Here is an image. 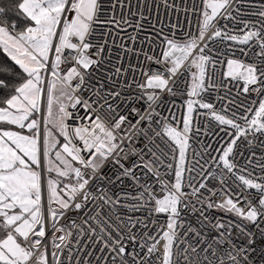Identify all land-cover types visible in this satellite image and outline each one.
Returning a JSON list of instances; mask_svg holds the SVG:
<instances>
[{
    "label": "snow or ice",
    "instance_id": "1",
    "mask_svg": "<svg viewBox=\"0 0 264 264\" xmlns=\"http://www.w3.org/2000/svg\"><path fill=\"white\" fill-rule=\"evenodd\" d=\"M232 3L193 0L185 11L196 17L195 34H161L160 53H143L145 65L157 66L151 72L117 67L92 84L105 49L91 37L100 25L128 20L105 18L102 0H0V50L11 61L0 63V264H264V249L252 255L256 232L264 237V160L254 164L255 151L238 160L242 144L264 148V5L235 31L220 24L237 22ZM229 85L239 86L231 99ZM182 86L187 116L178 129L160 108ZM213 91L219 107L208 98ZM241 94L247 106L237 102ZM77 106L85 116L70 111ZM198 109L213 122L205 135L219 128L229 139L216 156L211 145L193 151L189 167ZM141 137L147 143L137 147ZM125 178L134 196L109 189ZM122 208L145 215L122 216ZM70 210H83L80 223H61Z\"/></svg>",
    "mask_w": 264,
    "mask_h": 264
},
{
    "label": "built area",
    "instance_id": "2",
    "mask_svg": "<svg viewBox=\"0 0 264 264\" xmlns=\"http://www.w3.org/2000/svg\"><path fill=\"white\" fill-rule=\"evenodd\" d=\"M200 2L201 0H196L197 4H200ZM102 3L105 9V18H110L114 12L118 20L120 17H124L130 23L122 24L119 28L111 24L100 25L98 26L96 34L91 37L94 44L101 45L105 49L104 53L99 57V59L103 60V63L95 72V78L91 81L92 84H96L97 80H104L106 76L113 75L117 67H121L122 70L131 71L129 65H132L137 68L138 73L141 68L146 67L147 70L151 72L152 69L157 66L151 62H148L145 65L144 62L146 58L143 53H148L149 55H158L160 53L161 34L170 36L171 34L176 33L178 36H185L189 31L193 34L196 32L197 21L195 15L191 11H185V9L191 8L193 0H167L168 6H165L164 0H102ZM113 4H116L115 9L112 7ZM261 5H264V0H233L232 7L229 11L237 17V22L234 23L231 20H221L220 24L223 25L224 23H227L230 29L238 31L243 26L238 22L239 20L256 21L258 19L256 16L250 15V13L258 11ZM235 9H239V14L234 11ZM137 23L141 25L140 28L136 27ZM132 36L136 37L135 41L130 39ZM215 43V41L212 42V44ZM209 46L211 47L212 45L210 44ZM217 47H222V45H217ZM238 47L243 46H237V48ZM125 49H131L133 51L126 53L124 51ZM252 51H255V49H252ZM90 52H96V47H93ZM134 52H138L140 55L137 57L133 54ZM65 55H68L67 51L65 52ZM230 55V51L225 50V56L230 57ZM235 56L241 57V53L237 50L235 51ZM69 59V64L72 66L73 62H71V58ZM137 79H142V77L138 74ZM73 83H75V81H73ZM229 87H232V85H229ZM238 87L239 86L232 87L229 96L230 99L236 97ZM183 91L184 87L182 86L180 92L176 95L165 94L162 97L163 104L160 108L161 115L170 119L178 129H182L183 120L186 118L187 113V106L183 99L186 95L180 94ZM221 94L223 93L221 92ZM85 95H87V93H85ZM216 95L217 93L213 91L209 94L208 98L216 102L217 107H219L220 102L216 101ZM237 102L243 103L245 106L249 103V101L245 99L244 94H241ZM70 111H78L79 116H85V111L80 109L79 106H77V109H70ZM205 111L206 110L198 109L197 113L193 114L192 135L195 139L190 141L192 147L189 149L188 153L190 158L189 167L195 163V160L191 158L193 151L199 153L205 145H211L209 151L212 156H216L219 154L224 141L229 139L219 128H212L211 134H204L205 125L207 124L211 128V124L213 123L210 117L198 115V113ZM69 123H72V121H69ZM75 123L78 125L80 123H90V121L77 118ZM197 127L201 129L200 133L196 132ZM158 142L160 143L161 148H164L165 151H167L164 143L160 141ZM145 143H147V141L141 137L140 142L136 146L142 147ZM237 143L239 144V141ZM240 150L244 152V157H238L239 163L241 164L245 163L246 158H252L250 157L252 151H255L256 153V156L253 158L254 164L264 160V148H261L258 142L253 145L242 144L240 145ZM145 158L147 159L148 157ZM198 158L199 157L197 156V159ZM132 159H134V157ZM207 159L208 157L206 155L205 160ZM200 163L203 164L204 161L202 160ZM209 163H211V161H209ZM104 172L114 179L117 174V169L109 165L105 167ZM255 173L257 175L260 174L258 168L255 169ZM208 184L213 187H219L218 179L209 178ZM108 187L112 193L121 197L125 195L131 197L137 192L133 183L126 178L123 182L116 181ZM82 212L83 210L80 212L70 210L61 223L69 221L70 219L76 220L77 223H80L84 218ZM118 212L122 216H132L134 218L143 217L145 215L144 212H130L127 208L118 209ZM209 214L217 218H224L225 222L229 219L235 220L234 217H228L223 212L217 210H210ZM113 219H115V215H113ZM189 219L192 218L189 217ZM159 222L161 224L164 223L163 217L159 218ZM192 222L193 224L196 223L195 220H192ZM49 235H51V233H49ZM211 235H214V233H211L210 236ZM233 237L236 238L239 243L246 244V240H244L235 229H233ZM255 238L256 251L252 255L258 257L261 250L264 249V237H261L259 232H256ZM81 243H84V241H81ZM133 248L138 252L140 251L132 242H129V249L131 250Z\"/></svg>",
    "mask_w": 264,
    "mask_h": 264
},
{
    "label": "trees",
    "instance_id": "3",
    "mask_svg": "<svg viewBox=\"0 0 264 264\" xmlns=\"http://www.w3.org/2000/svg\"><path fill=\"white\" fill-rule=\"evenodd\" d=\"M0 63H8V64L11 63V61L8 60V58H7L6 55L3 53L2 50H0ZM67 64L70 65L69 63H67ZM70 66H71V65H70ZM5 78H6L5 75L0 74V79H5ZM9 79H10V78H9ZM2 94H3V90H0V95H2Z\"/></svg>",
    "mask_w": 264,
    "mask_h": 264
},
{
    "label": "rangeland",
    "instance_id": "4",
    "mask_svg": "<svg viewBox=\"0 0 264 264\" xmlns=\"http://www.w3.org/2000/svg\"><path fill=\"white\" fill-rule=\"evenodd\" d=\"M70 67H71V66L68 65V64H63V65H62V68H63V69H68V68H70ZM183 99L186 101V100L188 99V97H187V96H184ZM186 116H187V113H186Z\"/></svg>",
    "mask_w": 264,
    "mask_h": 264
}]
</instances>
